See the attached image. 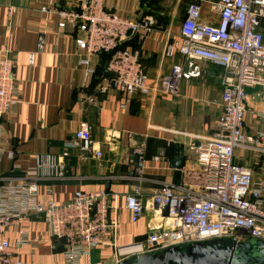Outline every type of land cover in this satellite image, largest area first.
Here are the masks:
<instances>
[{"label":"crops","instance_id":"1","mask_svg":"<svg viewBox=\"0 0 264 264\" xmlns=\"http://www.w3.org/2000/svg\"><path fill=\"white\" fill-rule=\"evenodd\" d=\"M154 1L103 0V5L117 15L136 19L150 14L145 4ZM73 4L74 0H0V59H12L18 99L11 111L0 117L3 146L14 152L12 158L0 154V186L21 178L34 165L37 154L58 158L66 149L65 142L84 125L90 130L93 149L101 156L96 157L93 150L84 153L78 147H68L61 176L37 181L40 203L68 200L78 189L104 188L124 194L138 187L143 194H151L163 184H177L184 170L196 166L192 146L213 133L222 112L217 103L222 91L221 68L197 60L201 75L180 80L177 95L164 93L158 85L160 78L171 65L184 61L179 54H163L166 43L179 38L184 7L177 19L171 11L165 17L154 14L158 26L150 33L131 34L121 42V47L138 51L149 85L146 94L136 92L125 101L117 90L99 89L108 59L103 54H109L88 58L75 44L79 32L58 25L57 10ZM201 17L211 19L205 3ZM84 58L88 64L82 62ZM246 99L251 110L264 107V88H247ZM246 123L250 131L262 127L249 113ZM135 148L142 151L139 173ZM178 157L181 165L175 167L173 160ZM234 157L236 162L253 167L264 180V156L238 148ZM108 220L113 224L108 241L117 244L143 240L155 228L150 208L137 222H130L121 197L110 201ZM22 228L27 241L19 248L21 264H66L62 242L50 236L40 216H30ZM17 231L14 225L5 231L11 244H15ZM111 254V246L94 248L79 264H98Z\"/></svg>","mask_w":264,"mask_h":264},{"label":"built area","instance_id":"2","mask_svg":"<svg viewBox=\"0 0 264 264\" xmlns=\"http://www.w3.org/2000/svg\"><path fill=\"white\" fill-rule=\"evenodd\" d=\"M180 1L184 2V14L178 26L179 38L167 42L163 54H179L184 61L171 65L160 78L161 90L177 95L180 80L200 76L197 60L222 70V91L217 100L222 112L213 133L192 146L196 166L184 170L177 184H163L151 194H143L138 187L124 194L104 188L78 189L68 200L40 203L37 181L61 176L68 147H78L84 153L93 150L96 157L101 156L93 149L90 130L84 125L65 142L66 149L58 158L37 154L34 165L21 178L0 186V264H21L19 248L27 241L22 224L30 216H40L50 236L62 242L66 264H79L83 256L101 246H111L112 254L98 264H119L143 253L196 241H264V180L253 167L234 159L238 148L264 156V107L251 110L246 99L247 88H264V0ZM204 3L210 20L201 17ZM57 14L60 27L79 32L75 44L88 58L109 53L98 84L100 90H117L125 101L136 92L149 91L138 51L121 47V42L131 34L144 35L158 26L153 13L130 19L107 10L103 0H74L72 7L57 10ZM82 62L89 61L84 58ZM17 102L12 59L6 57L0 59V117ZM247 113L260 121V129L247 130ZM3 144L0 131V154L12 158L13 150ZM133 154L139 173L142 151L135 148ZM120 197L130 222H137L150 208L155 228L143 240L127 244L108 241L113 226L108 220L110 201ZM13 225L18 226L15 244L5 237Z\"/></svg>","mask_w":264,"mask_h":264},{"label":"water","instance_id":"3","mask_svg":"<svg viewBox=\"0 0 264 264\" xmlns=\"http://www.w3.org/2000/svg\"><path fill=\"white\" fill-rule=\"evenodd\" d=\"M173 165L179 167L181 158ZM119 264H264V241L217 238L187 246L173 245L159 252L143 253Z\"/></svg>","mask_w":264,"mask_h":264},{"label":"rangeland","instance_id":"4","mask_svg":"<svg viewBox=\"0 0 264 264\" xmlns=\"http://www.w3.org/2000/svg\"><path fill=\"white\" fill-rule=\"evenodd\" d=\"M145 5L146 12L156 14L158 15L157 17H165L167 14L169 15L171 11V14H174V18L176 19L184 7V3L180 0H155ZM168 20H170V18Z\"/></svg>","mask_w":264,"mask_h":264},{"label":"trees","instance_id":"5","mask_svg":"<svg viewBox=\"0 0 264 264\" xmlns=\"http://www.w3.org/2000/svg\"><path fill=\"white\" fill-rule=\"evenodd\" d=\"M103 53V52H102ZM109 54V53H108ZM104 58H108L109 56L107 54H103Z\"/></svg>","mask_w":264,"mask_h":264}]
</instances>
